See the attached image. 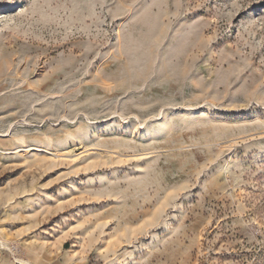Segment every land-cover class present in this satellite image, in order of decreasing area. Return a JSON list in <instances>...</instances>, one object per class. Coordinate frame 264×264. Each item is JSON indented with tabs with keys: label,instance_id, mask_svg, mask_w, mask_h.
I'll use <instances>...</instances> for the list:
<instances>
[{
	"label": "rangeland",
	"instance_id": "374dc122",
	"mask_svg": "<svg viewBox=\"0 0 264 264\" xmlns=\"http://www.w3.org/2000/svg\"><path fill=\"white\" fill-rule=\"evenodd\" d=\"M0 264H264V0H0Z\"/></svg>",
	"mask_w": 264,
	"mask_h": 264
}]
</instances>
